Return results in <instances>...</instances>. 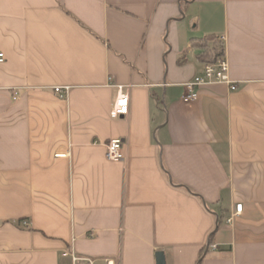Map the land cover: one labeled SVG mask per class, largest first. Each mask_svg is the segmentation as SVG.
<instances>
[{
    "label": "crops",
    "instance_id": "obj_1",
    "mask_svg": "<svg viewBox=\"0 0 264 264\" xmlns=\"http://www.w3.org/2000/svg\"><path fill=\"white\" fill-rule=\"evenodd\" d=\"M0 51V264H264V0H0Z\"/></svg>",
    "mask_w": 264,
    "mask_h": 264
},
{
    "label": "built area",
    "instance_id": "obj_2",
    "mask_svg": "<svg viewBox=\"0 0 264 264\" xmlns=\"http://www.w3.org/2000/svg\"><path fill=\"white\" fill-rule=\"evenodd\" d=\"M218 42L222 47V53L218 55H213L212 58L205 61L203 64V68L200 74L195 75L190 81L184 83V87L186 89V93L183 95V99L185 100H193L197 96V89L203 85H210L215 83H224L228 85L231 90H235L237 87V83L230 79L228 75V62L225 57L224 50V41L225 37L223 35L218 36ZM5 60L4 53L0 51V63ZM110 80V79H109ZM111 85V83L109 82ZM117 88V96L115 101L112 104V107L109 111V115L112 118H117L119 116H125L128 113L129 105H128V93L126 92L123 85L116 84ZM68 87L64 86H55L53 90L55 92L61 93L64 95L68 92ZM125 141L122 138H113L105 143V156L110 161H124L126 158L125 155ZM242 210V204L238 203L235 205V212H233L227 219V223H231L233 221V217L236 214H239ZM20 225L22 227L28 226V221L23 219L20 221ZM215 248L214 245L211 246ZM64 255L69 256L71 260V264H95V260L93 258L87 256L77 255L73 249H68L64 251ZM106 264H113L112 259H105Z\"/></svg>",
    "mask_w": 264,
    "mask_h": 264
},
{
    "label": "trees",
    "instance_id": "obj_3",
    "mask_svg": "<svg viewBox=\"0 0 264 264\" xmlns=\"http://www.w3.org/2000/svg\"><path fill=\"white\" fill-rule=\"evenodd\" d=\"M207 40L213 41L212 49H213L214 55H218V54L222 53V47H221L220 43L216 40L215 37H207L205 41H207Z\"/></svg>",
    "mask_w": 264,
    "mask_h": 264
},
{
    "label": "water",
    "instance_id": "obj_4",
    "mask_svg": "<svg viewBox=\"0 0 264 264\" xmlns=\"http://www.w3.org/2000/svg\"><path fill=\"white\" fill-rule=\"evenodd\" d=\"M156 264H165V257L163 251H157L155 254Z\"/></svg>",
    "mask_w": 264,
    "mask_h": 264
}]
</instances>
